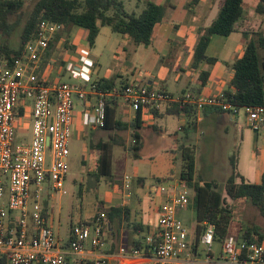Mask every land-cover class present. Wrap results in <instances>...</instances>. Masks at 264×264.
Wrapping results in <instances>:
<instances>
[{"label": "built area", "instance_id": "built-area-1", "mask_svg": "<svg viewBox=\"0 0 264 264\" xmlns=\"http://www.w3.org/2000/svg\"><path fill=\"white\" fill-rule=\"evenodd\" d=\"M61 30L59 24L41 22L14 67L7 60L0 61V264H71L67 255H82L88 247L100 258L77 264H107L106 251L111 244L105 234V212H100L90 225H74L67 248H62L50 224L51 216L38 202L44 187L64 195L75 101L83 106L85 126L94 129L105 127L108 102L114 98L145 114L176 103L191 105L198 112L215 108L232 116L243 109L253 131L264 128V106L238 109L226 101L223 92L173 95L150 81L101 90L92 81L95 62L85 51L81 52V64L70 67L71 78L77 82L51 79L43 59L50 41ZM161 191L168 196L158 212L157 233L151 243L153 256L148 264H264V241L248 242L233 235L222 242V261H214L211 253L216 227L207 221L201 223L200 237L205 258H191L188 229L178 216L180 209L189 206V190L179 182L169 193L166 186ZM31 199L35 201L30 208ZM120 252L127 254L125 249ZM129 255L140 256L142 252L133 249Z\"/></svg>", "mask_w": 264, "mask_h": 264}, {"label": "rangeland", "instance_id": "rangeland-1", "mask_svg": "<svg viewBox=\"0 0 264 264\" xmlns=\"http://www.w3.org/2000/svg\"><path fill=\"white\" fill-rule=\"evenodd\" d=\"M24 1L23 12L12 19L14 23L19 24L11 35L10 40L14 44L19 42L20 30L33 5L32 0ZM122 1L127 12L137 14L142 12L148 1L164 6V20L162 24L156 26L150 46H137L123 35L113 32L111 28L103 27L95 46L91 48L85 45L83 48L81 42L85 40V31L81 28L75 30L76 28L73 27L69 33V42L76 43L77 49L63 47L64 39H61L47 59L45 66L50 64L59 72L63 68L66 69V74L62 75L61 80L75 83L77 81L71 78L69 68L72 65L81 64V52L85 51L95 62L92 81L114 78L118 86L122 81L146 83L148 79H152L158 82L165 72L163 84L170 91L176 92V81L182 79L177 74L181 58L179 56L182 51L190 49L191 42L195 46L198 41V34L192 31V27L207 26L211 22L212 14L206 15L207 12L203 8L205 5L202 8L191 7L192 0ZM257 3V0H244V7L254 18L253 29L264 31V15L255 12ZM213 12L214 14L218 12L217 5ZM174 24L188 28L190 40L183 43H180L181 38L169 40L177 30ZM239 38L245 41L241 33L233 34L229 40L235 42L239 41ZM183 57L186 59L184 66H187L190 54ZM73 112L76 125L73 127L69 142L68 173L65 179L64 195L52 191L49 187H44L38 199L39 204L51 216L50 224L55 237L57 239L59 237V242L67 241L71 225L77 224L81 218L82 220L87 219L94 209L95 211L100 209L101 205L97 199H101L107 191H113L114 183H121L125 176H128L132 192L145 196L147 204L153 205L156 202L159 205L168 196L167 193L161 191V187L166 186L169 193L174 185L181 182L180 177L183 171L188 170L185 158V150L188 148L193 151L194 177H199L203 182L214 181L217 184L214 190L221 192L226 199L233 214L231 234L235 237L241 236L239 229L247 226H256L264 233V217L259 209L249 201L231 199L224 191L226 180L231 173L230 157L237 159V168L245 177L248 174L252 175L258 166V161L252 160L251 154L255 147L259 149L263 147L262 129L258 132L254 131L251 143L250 131L246 130L248 128L245 123H239L238 126L228 124V133L223 130L218 131L215 137L216 132L212 131V123L204 125L202 132L205 134H197L194 130L179 129V119L175 116H167L156 121L160 130L158 133L152 128H143L140 131L142 150L140 149L138 154L141 158L136 161L131 151L133 144L131 129L114 134V131L95 130L91 126H85L82 116L83 106L77 101L74 102ZM243 113L242 109L241 114L244 115ZM134 114L131 108L121 103L117 119L123 122L125 119H132ZM27 129L31 130L29 126ZM255 133H258L257 136ZM26 137L29 140L31 133L28 132ZM99 142H104L109 146L107 153H111L112 176L102 177L98 182L92 174L96 169L97 158L103 153V150L95 147ZM137 165L139 174L142 176L140 178L134 175ZM248 178L252 182L251 177ZM138 181H146V184L155 185L158 189L152 193L148 186L143 187L138 184ZM188 190L191 198L193 190L189 188ZM34 201L31 199L30 208ZM187 208L188 212L193 215L192 220L186 223L187 228L193 230L198 221L191 204ZM199 224L202 227V224ZM221 247V242H214L213 250L216 255L221 251ZM199 254V260H203L206 251L202 244H199Z\"/></svg>", "mask_w": 264, "mask_h": 264}, {"label": "trees", "instance_id": "trees-1", "mask_svg": "<svg viewBox=\"0 0 264 264\" xmlns=\"http://www.w3.org/2000/svg\"><path fill=\"white\" fill-rule=\"evenodd\" d=\"M255 12L264 15V0H257ZM33 5L19 33V42H11V35L18 27V23L13 22V17L23 12L24 0H0V61L7 60L10 66L22 58L25 45L34 38L38 32L41 22L59 24L62 30L50 41L48 50L43 59V67L47 59L56 48V44L61 39L63 47L73 49L69 42L70 31L73 27L81 28L85 31V40L89 47H94L96 40L103 27H109L115 33L121 34L131 40L135 45L150 46L156 26L162 24L165 17L163 5L148 1L146 7L140 14L129 13L124 7L122 0H32ZM198 0H193L191 7L197 4ZM246 10L244 0H219L218 13L208 27L198 29L199 39L194 47L193 64L195 69L202 62L214 64L218 59L206 55V49L213 35L230 36L239 32L246 41L245 49L241 57L236 59L231 65L233 76L229 88L223 91L226 101L240 109L246 106H264V31L253 29V24H244ZM209 78L208 71H202L199 75V88L192 89L194 93H199ZM101 90L111 88H123L128 84L122 81L118 86L114 78L101 79L96 81ZM118 99L109 100L107 106V119L104 131H121L131 129L133 144L131 151L138 159V152L141 149L140 131L144 128L142 110L136 111L135 119L130 123L116 119ZM209 109L205 108L204 110ZM215 109V108H212ZM203 110V111H204ZM222 112L219 109H215ZM197 110L191 106L181 104L167 105L160 111H154L152 116L158 120L167 116L179 117L185 115L193 117ZM223 113V112H222ZM116 142V139H114ZM119 144V143H117ZM123 145V144H122ZM96 148L103 150L97 158L95 171L92 174L99 182L102 177L112 176L111 153L108 144L99 142ZM185 158L188 170L181 174V183L190 190L193 196L189 197V205L194 209L196 220L199 223L207 221L216 227L215 238L219 242L232 235L230 226L233 221V214L228 207L226 199L221 192L214 188L217 184L213 182H203L199 177H194V157L192 149L185 150ZM231 173L225 183L224 191L233 200H245L256 206L264 217V174L261 182L251 183L246 181L237 168V159L230 157ZM111 180V179H110ZM239 180V181H238ZM119 208L111 207L106 212V220L114 218V211ZM100 210L98 209L97 212ZM122 211V210H121ZM91 221H84L80 224L90 225ZM74 225H71L70 230ZM241 236L239 240L248 242L264 241V233L256 226H247L239 229ZM69 244V240L66 245ZM199 242L195 240L192 244V253H197Z\"/></svg>", "mask_w": 264, "mask_h": 264}, {"label": "crops", "instance_id": "crops-1", "mask_svg": "<svg viewBox=\"0 0 264 264\" xmlns=\"http://www.w3.org/2000/svg\"><path fill=\"white\" fill-rule=\"evenodd\" d=\"M193 1V0H192ZM153 2V1H152ZM156 3V2H155ZM219 0H198L197 4L193 6L194 8H202L203 5H205L203 8L206 10V15L212 14L211 22L207 26H197L195 28L192 27V31L194 33L198 34L199 39V33L198 29L202 27H208L211 25L213 20L215 19L217 13L214 14V8L217 5L218 6ZM246 20H244V24L254 23V18L250 16L249 11L246 10L245 14ZM174 27L177 28L176 33L170 37L169 40H178V38H181L182 40L180 43H183L186 40H190V30L188 28H183L180 24H174ZM77 30L78 27H75ZM79 30V29H78ZM239 32L233 33L238 34ZM230 36H221V35H213L211 37L210 43L206 49V55L211 58L218 59V62L211 64L208 62H202L198 65L197 68H193V55H194V47L193 42H191L192 46L189 50L182 51V54H180L179 57V69L178 73L182 79H179L176 81V92L170 91L164 84V77L165 72L162 74L160 81L156 82L155 80L148 79L147 81H150L154 87H157L161 90L168 91L169 93L173 95H179L183 94L186 91L197 89L199 88V75L202 71H208L209 72V78L206 83V85L201 88L199 93L202 94H208V95H215L218 93L223 92L230 86V82L233 76L232 70L230 69L229 65H231L236 59L242 56L246 41L239 38V41H230ZM98 39V38H97ZM184 39V40H183ZM70 40V39H69ZM85 41V42H84ZM97 41V40H96ZM71 45L77 49V44L70 41ZM197 43V42H196ZM83 45V48L85 45H88L86 40H83L81 42ZM96 44V43H95ZM95 46V45H94ZM82 47V46H81ZM186 54H190V59H188L187 66H184V63L186 59H184ZM182 61V63H181ZM45 71L48 72L49 78H60L62 75L66 74V69H62L61 72L59 70L52 68L51 66L47 67L45 66ZM70 70V68H69ZM186 77V79L184 78ZM99 81V80H98ZM129 83V82H128ZM121 100L118 99V108L116 113V119L118 116V110L121 105ZM133 110V109H132ZM134 111V110H133ZM135 112V111H134ZM244 115L241 114V111L238 112L237 115L232 116L229 113H222L215 109L209 108L201 112H197V114L193 117H187L185 115H181L177 117L179 119V129L183 131L194 130L197 134H205L202 132V129L205 124H213L212 131H215L214 133L215 137H217L218 131H224L225 133H228L229 131V125L228 124H234L235 126H238L239 123H245L247 128L246 130L250 131V140L251 143L253 141V134L254 131L250 128L247 122V117L245 113ZM136 112L132 119H125V123H130L135 119ZM144 121V128H152L154 131L156 130L157 133L160 131L158 129V125L156 124V119L152 116V113H146L143 116ZM123 121V122H124ZM76 125V121L74 123V126ZM73 126V127H74ZM98 130V129H95ZM264 133V128L262 129ZM113 132V131H111ZM258 132V131H257ZM115 134V131H114ZM244 134V133H243ZM256 136L258 133H255ZM209 135V132H208ZM163 136V134H162ZM166 138V137H165ZM218 139L216 138V141ZM141 150H142V144L140 141ZM135 158V157H134ZM141 158V155L139 154V158L135 160H139ZM251 159L254 161H258V166L253 171L252 175H249L244 178L246 181H249L248 177H251V183H260L262 175L264 174V144L262 149H259L257 147L254 148L251 154ZM111 166H112V158H111ZM239 166V164H238ZM138 165L136 167V173L134 174L137 178H140ZM126 177V176H125ZM115 181V180H114ZM146 181H138V184H140L143 187L148 186L150 189V192L154 193L157 191V186L155 185H148L145 183ZM131 184L128 182V180L123 179L118 183H114V190L111 192H106L104 196L101 199H97L99 205H101V208L99 209V212H107L111 207L119 208V210L114 211V218L106 220V229L105 234L110 242V248L107 253V264H148L150 259L153 256V252L151 250V243L153 239L155 238V235L157 233V221H158V212L161 210V208L166 204L167 197L162 200V202L158 205L156 202L154 204H147L145 202L146 197L141 196L139 194H136L135 192H132L131 190ZM188 208L180 209L178 211V216L182 219L184 224L187 227V221L190 222L192 220V214L188 212ZM122 210V211H121ZM99 213L97 210L92 212V214L85 220H82V218L79 220L77 224H80L84 221H91L93 218H95ZM74 224V225H77ZM188 229V228H187ZM190 229V228H189ZM189 240L191 244V250H190V257L200 259L199 254V244H200V237L203 231V228L200 226L199 222L195 224V228L193 230H189ZM70 235V229L68 232V239L66 242L61 243L59 242V246L62 248H67L66 243L69 240ZM198 241V250L197 253H192V244ZM58 241L59 237H58ZM216 242H218L216 240ZM121 249H125L127 251V254H122L120 252ZM133 249H139L142 252V255L140 256H130L129 253ZM211 257L214 261H222V247L221 251L216 255L214 250L212 249ZM100 258V254L93 250L91 247L87 248V251L78 256L74 255H67V260L71 264H77L78 261H95ZM202 261V260H201Z\"/></svg>", "mask_w": 264, "mask_h": 264}]
</instances>
